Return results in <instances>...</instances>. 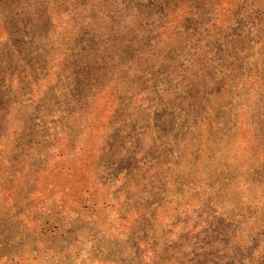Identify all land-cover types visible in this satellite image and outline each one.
Instances as JSON below:
<instances>
[{
  "label": "rangeland",
  "instance_id": "obj_1",
  "mask_svg": "<svg viewBox=\"0 0 264 264\" xmlns=\"http://www.w3.org/2000/svg\"><path fill=\"white\" fill-rule=\"evenodd\" d=\"M0 264H264V0H0Z\"/></svg>",
  "mask_w": 264,
  "mask_h": 264
}]
</instances>
